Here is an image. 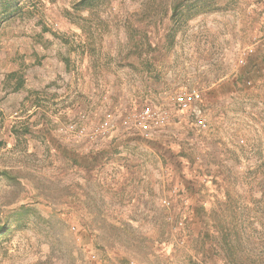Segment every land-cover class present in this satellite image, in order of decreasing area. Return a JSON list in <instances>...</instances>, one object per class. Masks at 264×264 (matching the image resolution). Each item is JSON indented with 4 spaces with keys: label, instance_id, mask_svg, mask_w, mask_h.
Masks as SVG:
<instances>
[{
    "label": "rangeland",
    "instance_id": "1",
    "mask_svg": "<svg viewBox=\"0 0 264 264\" xmlns=\"http://www.w3.org/2000/svg\"><path fill=\"white\" fill-rule=\"evenodd\" d=\"M77 1L0 0V264H264V0ZM193 90L205 127L59 132Z\"/></svg>",
    "mask_w": 264,
    "mask_h": 264
},
{
    "label": "built area",
    "instance_id": "2",
    "mask_svg": "<svg viewBox=\"0 0 264 264\" xmlns=\"http://www.w3.org/2000/svg\"><path fill=\"white\" fill-rule=\"evenodd\" d=\"M171 106L157 104H145L138 110L119 116L116 111L104 109L101 118L96 122H88L89 115L79 112L78 116L71 118L65 125L60 127L59 132L66 137L84 138L88 141H96L109 135L119 123L128 130L141 133H152L165 129L171 120V112L174 109L184 111L190 109L198 119L200 127H205V118L202 115L199 102V94L196 90L176 92L171 97Z\"/></svg>",
    "mask_w": 264,
    "mask_h": 264
},
{
    "label": "trees",
    "instance_id": "3",
    "mask_svg": "<svg viewBox=\"0 0 264 264\" xmlns=\"http://www.w3.org/2000/svg\"><path fill=\"white\" fill-rule=\"evenodd\" d=\"M96 3H97V0H79V1H77L74 4V8H76V9H79V8L88 9L90 7H94L96 5ZM193 4L194 3H191V4L187 5L186 6L187 9H185V10L181 9V6L178 3L174 4L171 7L172 8L171 19L174 20V18L176 16H180V14L182 12H184V11L190 9V8H195L196 9V10L193 9L194 11H193L192 15L198 13L200 10H203L204 8H205V10L210 8L209 5L204 3V0H198L196 4H194V5ZM188 11H190V10H188ZM262 166H264V163H262ZM0 177L7 178V179L8 178H12L13 179V176H11V174L9 172H7V171H1ZM257 182L260 184L261 187L264 186V174H263V176L261 178L258 179ZM4 233H6V227H5V225H1L0 226V236L3 235Z\"/></svg>",
    "mask_w": 264,
    "mask_h": 264
},
{
    "label": "crops",
    "instance_id": "4",
    "mask_svg": "<svg viewBox=\"0 0 264 264\" xmlns=\"http://www.w3.org/2000/svg\"><path fill=\"white\" fill-rule=\"evenodd\" d=\"M53 60L55 61V62H49V65H52V64H54V66H56L57 68H58V71L57 72H60L61 71V67H60V64L59 63H57V61L56 60H58V58L57 59H55V57L53 58ZM55 70H57V69H55L53 66L52 67H49V78L51 79V77L54 75H56V73H55ZM54 79V78H53ZM52 97H56V95H53V96H49V105H51V102H53V100H56V98H52ZM59 98H61V97H59ZM122 127V126H121ZM123 128H125V127H123ZM125 130H127V129H125ZM129 133H135V131H133V130H127Z\"/></svg>",
    "mask_w": 264,
    "mask_h": 264
}]
</instances>
